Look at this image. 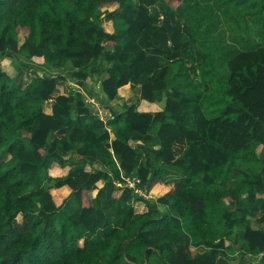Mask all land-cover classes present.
<instances>
[{
  "label": "trees",
  "instance_id": "obj_1",
  "mask_svg": "<svg viewBox=\"0 0 264 264\" xmlns=\"http://www.w3.org/2000/svg\"><path fill=\"white\" fill-rule=\"evenodd\" d=\"M0 264H264V0H0Z\"/></svg>",
  "mask_w": 264,
  "mask_h": 264
},
{
  "label": "rangeland",
  "instance_id": "obj_2",
  "mask_svg": "<svg viewBox=\"0 0 264 264\" xmlns=\"http://www.w3.org/2000/svg\"><path fill=\"white\" fill-rule=\"evenodd\" d=\"M107 12V11H106ZM106 12L105 13H103L99 18H100V20H102L103 21V24L104 23H106L107 22V18H106ZM38 61H40L41 62V60L39 59ZM37 61V62H38ZM39 62V63H40ZM38 68L39 67H37V70H38ZM224 68L225 67H223V68H221L222 70H224ZM23 70H22V74L21 75H19V77H18V81L17 82H20V80H23V77L25 78V76L26 75H23L24 74V72L26 71L25 70V68H22ZM43 70V69H42ZM42 70H41V72H42ZM39 71V70H38ZM66 73H73V71L71 70V69H69V68H67V70H66ZM34 75H35V73H34ZM16 82V83H17ZM226 82H227V74H224V73H221L220 74V76H218V79H217V81H216V84L218 85V87H219V89L220 90H222V92L221 93H224L223 94V98L224 99H226L227 101H230L231 99L230 98H228V95L226 94V92H227V86H226ZM17 85H18V83H17ZM61 87H62V89H58V91H56V93H55V96L57 95V94H59V92H62L63 90L64 91H66L67 89L66 88H69V89H71L72 87H74L76 90H78L79 88H77V86H75L74 84H72L71 82H69V81H64V82H61ZM82 89V93L84 94V96H85V98H86V101H87V103H89L90 105H92L95 109H97V111L98 110H100V109H102L103 107H105V101H103L102 99H104L105 100V98H104V96L102 95V93H101V91H100V89H99V87H95V89L93 90V89H90V91H89V89H84V88H81ZM139 92H140V88H136V89H134L133 91H129V94L126 92L125 94H128L129 95V99H132V100H135L136 98H138V94H139ZM227 97V98H226ZM48 105H50V103L48 104ZM114 106L117 108V109H119V110H121L122 109V106H123V102H119V103H115L114 104ZM102 116L105 118V119H107V117H105L103 114H102ZM120 163L118 162V165H119ZM56 174V172H54L52 175H55ZM123 177H127V176H125V174H124V176ZM86 201V200H85ZM68 206V208H71L72 209V207H73V205H72V203H68L67 204ZM234 240L235 241H239L240 240V238H241V235H242V231H236L235 233H234ZM81 245H83V241H81ZM205 251V250H204ZM233 258H235L236 260L237 259H240L239 258V255H234L233 256ZM238 261V260H237Z\"/></svg>",
  "mask_w": 264,
  "mask_h": 264
},
{
  "label": "crops",
  "instance_id": "obj_3",
  "mask_svg": "<svg viewBox=\"0 0 264 264\" xmlns=\"http://www.w3.org/2000/svg\"><path fill=\"white\" fill-rule=\"evenodd\" d=\"M38 72V70H36V73ZM34 78V73H30V74H28V75H26L25 76V78L23 77V80H20V82H17L18 83V85H17V83H16V86L18 87V88H21V89H25V88H27L28 87V85L30 84V82H31V80ZM94 85V84H93ZM60 93H62V92H59V94ZM59 94H57V95H59ZM124 171L123 170H121V175L122 176H124ZM182 176L180 175V174H173V172H172V174H170L169 175V178H175V179H178V178H181ZM140 204V203H139ZM137 206H139V205H137ZM205 250V251H204ZM205 252H207V250L205 249V248H200V249H198L197 250V253H196V255H198V254H204Z\"/></svg>",
  "mask_w": 264,
  "mask_h": 264
},
{
  "label": "built area",
  "instance_id": "obj_4",
  "mask_svg": "<svg viewBox=\"0 0 264 264\" xmlns=\"http://www.w3.org/2000/svg\"><path fill=\"white\" fill-rule=\"evenodd\" d=\"M124 182L126 187H130L135 189L140 195L145 197H149L146 193L141 189L140 184L142 183L140 179L137 177H124Z\"/></svg>",
  "mask_w": 264,
  "mask_h": 264
}]
</instances>
